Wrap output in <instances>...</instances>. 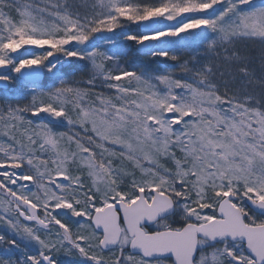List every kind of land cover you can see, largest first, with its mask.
Returning a JSON list of instances; mask_svg holds the SVG:
<instances>
[{"label": "snow or ice", "instance_id": "6c2138e0", "mask_svg": "<svg viewBox=\"0 0 264 264\" xmlns=\"http://www.w3.org/2000/svg\"><path fill=\"white\" fill-rule=\"evenodd\" d=\"M0 264H264V0H0Z\"/></svg>", "mask_w": 264, "mask_h": 264}, {"label": "rangeland", "instance_id": "374dc122", "mask_svg": "<svg viewBox=\"0 0 264 264\" xmlns=\"http://www.w3.org/2000/svg\"><path fill=\"white\" fill-rule=\"evenodd\" d=\"M14 95H15V93L5 94L4 90L0 89V102L8 101V102L15 103L16 101L13 98Z\"/></svg>", "mask_w": 264, "mask_h": 264}]
</instances>
